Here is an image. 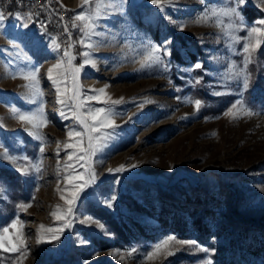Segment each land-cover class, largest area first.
Instances as JSON below:
<instances>
[{"label": "rangeland", "instance_id": "obj_1", "mask_svg": "<svg viewBox=\"0 0 264 264\" xmlns=\"http://www.w3.org/2000/svg\"><path fill=\"white\" fill-rule=\"evenodd\" d=\"M60 2L75 15L82 10L81 0ZM220 2L172 0L173 6L161 12L151 0H129L123 15L100 21L106 27L98 29L104 35L93 38L103 41L93 52L96 67L86 65L79 83L86 97L95 95L91 89L107 85L112 99L123 98L110 106L117 127L108 129L112 138L92 158L97 179L81 194L71 227L59 239L45 236L39 243L41 224L54 228L62 224L50 213L57 205L65 207L57 188L65 196L71 190L65 179L71 169L66 164L84 171L79 167L83 162L75 156L67 159L77 149L64 147L77 139L70 140L67 132L81 129L74 119L61 117L55 87L47 79L48 68L58 59L51 39L58 38L35 16L29 29H23L14 16L7 17L0 29V230L9 227V239H13L11 223L18 218L28 254L22 257L0 250V264H16L18 259L22 264H207L209 260L211 264H264V47L248 66L251 84L242 97L259 115L225 116L241 98L236 84H230L232 94L213 93L226 91L221 80L226 65L230 60L239 64L241 56L229 51L221 28L194 23L207 6ZM241 12L247 25L264 18L256 0H247ZM224 22L229 23L228 18ZM179 24L186 25L183 31ZM18 32H28L34 39L16 41L20 48H13L10 40ZM236 35L244 37L246 32ZM165 38L171 43L164 45ZM153 46L161 49L167 71L146 61ZM165 48L171 55L164 56ZM235 48L239 50L240 45ZM26 56L30 62L25 63ZM81 62L77 56L74 63ZM196 63H202L203 69H195ZM33 67L40 68L49 121L40 129L44 140L30 136L11 113L12 108L29 111L39 104V100L27 102L25 81L18 75ZM14 73L17 78H12ZM201 77V83L195 84ZM66 86L65 99L71 96L70 74ZM64 88L62 83V93ZM189 97L202 101L199 112L186 102ZM88 105L105 106L95 100ZM64 111L70 115L67 104ZM4 148L17 158L16 164L3 158ZM25 156L33 165L28 175L17 171L26 163ZM120 165L124 171H108ZM112 196L116 199L108 207ZM22 203L31 207L21 211ZM86 217L103 224L108 234L95 223H80ZM168 236L194 240L208 251L184 246L174 255L145 260V254ZM132 248L136 254L127 257L126 251Z\"/></svg>", "mask_w": 264, "mask_h": 264}, {"label": "snow or ice", "instance_id": "obj_2", "mask_svg": "<svg viewBox=\"0 0 264 264\" xmlns=\"http://www.w3.org/2000/svg\"><path fill=\"white\" fill-rule=\"evenodd\" d=\"M257 4L262 6L264 10V0H256ZM129 3V0H81L80 8L82 9L74 17L71 18L72 28L78 29L80 36L78 39L73 41L72 33L69 31L68 26H64V32L66 33L68 39L66 42L62 43L58 39H51V48L54 52L58 54L57 62L48 68L47 79L51 81L52 85L55 87L56 91V102L61 105L60 115L64 119H74L80 131L75 129H70L67 132V136L71 138L76 137L75 142L65 143L64 147L77 149L74 153H69L67 159L69 161L73 160L75 156L76 161H82L83 163L79 167L83 168L84 171L79 172L77 168L72 167V165H67L71 171L67 173L65 179L68 185H71V190L68 195L65 196L64 193L57 188L60 192V199L64 201L65 207L61 208L60 205L56 206V209L50 213V215L55 220L62 221L60 227H47L43 224L39 226V231L37 233V242H41L45 236L50 237L52 240L59 239L60 235L63 234L65 228H70L72 224V219L76 214L77 203L82 199L81 194L85 192L86 189L90 188L95 184L97 176L95 169L93 167V157L103 151L106 147L107 142L112 138V132L108 129H114L117 127L113 119V109L110 106H114L123 102V98L112 99L110 95L107 94V85L99 89H91L95 95L85 96L83 86L79 83V77L81 71L84 67L91 66L96 67V61L93 58V52L103 43L101 40H94V37H99L104 35L102 31H98L106 25H101L100 21L107 20L111 16L116 14L123 15L125 12V6ZM151 3L156 5L161 12H165V9L172 7V0H151ZM247 3V0H221L220 3L215 5H209L205 8L204 12L196 18L194 23L200 25L213 24L221 28L227 36L228 44L227 47L230 52L235 55H240L241 60L239 64L230 60L226 65L225 72L223 73L221 80L223 81L222 87L226 91H215L214 95H226L232 94V89L230 87L231 83L236 84L235 91L241 97L235 100L228 110L224 113L225 116L236 119L238 114L243 113L244 116L251 117L254 115H259L254 110L246 105L244 101L243 94L247 91L251 84V72L249 71V65L256 62L258 54L262 47H264V18L253 22L252 25H247L244 21L241 8ZM234 5V6H233ZM86 9V10H85ZM167 16V13H165ZM33 14L28 13L26 16L20 13L14 14V18L21 22V27L23 29H29L30 26H34L35 22L32 19ZM224 18H228L229 23L225 24ZM7 19V14L0 11V29L3 28L4 21ZM169 19H171L169 17ZM176 24L175 21H172ZM186 25L179 24L177 27L179 30L183 31ZM15 28V25H13ZM40 27L43 29L44 25L41 24ZM245 31L246 35L240 37L236 35L239 31ZM46 32V29H45ZM34 37L28 32L17 33L16 37L10 40V45L13 48H20V44L16 41H31ZM162 43L164 45L170 44L171 40L165 38ZM79 45L82 49L80 52H74L72 49ZM236 45H240L239 50L235 48ZM22 51V49H21ZM161 49L159 47L153 46L148 51L146 56V61L161 66L162 71H167V65L163 57L159 54ZM26 55V54H25ZM171 55V52L165 48L164 56ZM79 56L81 58V63L75 64V60ZM31 58L26 56V61L30 62ZM144 65L142 64V67ZM195 69H203L202 63H196L193 66ZM185 71H188L187 69ZM54 72L56 73L54 75ZM40 68L33 67L26 71H21L18 75L19 78L25 81V97L28 103L37 104L38 106L29 111H23L17 108H12V115L25 127V130L30 136L37 140H44V136L40 132V129L46 127L49 123L45 108L43 97V89L40 81ZM71 75L72 78V89L71 96L65 99L67 96V77ZM12 78H17V74H13ZM203 78L195 80V84H200ZM65 84L64 91L62 93L61 84ZM171 84L172 81L169 80ZM103 96V99H101ZM34 97V98H33ZM179 100L180 97H177ZM186 102L192 103L196 112H199L202 107V101L200 99L185 98ZM95 100L97 103H101L105 106L93 108L88 105V101ZM65 104L69 107V112L64 111ZM142 107V105H141ZM86 140V143H84ZM45 148L43 146L39 147V152L44 153ZM57 155H59V142L57 148ZM3 158L7 159L8 162L12 164L17 163V158L11 156L8 153L7 148L3 150ZM26 163L17 168L22 175H28L30 168L33 167L29 158L27 156L22 158ZM59 163V162H58ZM42 167V163L36 165V171ZM136 167V165H132ZM125 170L124 165H120L116 169L109 168L108 171L121 172ZM73 173H76L73 175ZM116 199L112 196L107 206L112 207V202ZM28 207H31L29 203H22L18 205V208L23 211ZM82 224H92L95 223L96 227L99 228L105 234L106 229L103 224L93 221L91 217H86L81 220ZM23 223L17 218L11 223V231L15 233L13 239H9L11 235L10 228L4 227L0 230V250L5 252L20 253L22 257H26L28 254L27 244L23 234ZM7 241V243H6ZM86 243V241H82ZM187 246L189 249H195L196 251L207 252L208 250L202 248L196 241H181L175 236H168L162 241L155 244L152 250L145 254L144 259L147 261H152L160 256H171L175 254V251L180 250V248ZM137 252V249L132 248L126 251L127 257H132ZM119 254V253H117ZM124 259V256H121ZM16 264H22L21 260H17ZM207 264H211L209 260Z\"/></svg>", "mask_w": 264, "mask_h": 264}, {"label": "built area", "instance_id": "obj_3", "mask_svg": "<svg viewBox=\"0 0 264 264\" xmlns=\"http://www.w3.org/2000/svg\"><path fill=\"white\" fill-rule=\"evenodd\" d=\"M0 11L12 17L16 13H32L33 16L40 19L41 22L50 27L52 34L63 42L68 37L64 32V26L67 25L72 33V39L75 41V35L78 29L72 28L71 18L75 16L59 0H0ZM72 51H77V45Z\"/></svg>", "mask_w": 264, "mask_h": 264}, {"label": "trees", "instance_id": "obj_4", "mask_svg": "<svg viewBox=\"0 0 264 264\" xmlns=\"http://www.w3.org/2000/svg\"><path fill=\"white\" fill-rule=\"evenodd\" d=\"M38 20H40V19H38ZM41 21V20H40ZM46 28L48 29V31L52 34V31H51V28L50 27H48V26H46ZM78 34H79V32L77 31V33H76V35H75V40L76 39H78L77 37H78ZM77 53L79 52V47H78V44H77V51H76Z\"/></svg>", "mask_w": 264, "mask_h": 264}, {"label": "crops", "instance_id": "obj_5", "mask_svg": "<svg viewBox=\"0 0 264 264\" xmlns=\"http://www.w3.org/2000/svg\"><path fill=\"white\" fill-rule=\"evenodd\" d=\"M60 1V0H59Z\"/></svg>", "mask_w": 264, "mask_h": 264}]
</instances>
